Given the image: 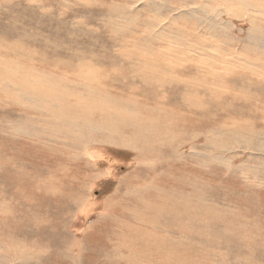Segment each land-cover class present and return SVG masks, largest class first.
<instances>
[{
    "label": "rangeland",
    "instance_id": "obj_1",
    "mask_svg": "<svg viewBox=\"0 0 264 264\" xmlns=\"http://www.w3.org/2000/svg\"><path fill=\"white\" fill-rule=\"evenodd\" d=\"M180 4L0 0V264H135L146 253L132 257L121 243L151 226L125 209L147 221L166 203L155 224L170 240L153 264H264L262 46L227 7L221 25L208 2L168 11ZM17 69L68 88L84 89L88 75L117 103L75 96L65 110L51 87L28 102ZM166 130L156 167L136 166L139 155L121 146ZM146 177L162 194L136 188Z\"/></svg>",
    "mask_w": 264,
    "mask_h": 264
},
{
    "label": "bare ground",
    "instance_id": "obj_2",
    "mask_svg": "<svg viewBox=\"0 0 264 264\" xmlns=\"http://www.w3.org/2000/svg\"><path fill=\"white\" fill-rule=\"evenodd\" d=\"M184 1H187V2L185 3ZM184 1L182 0L183 4H180L179 6H174V5L169 6L168 11L174 12V10H181L182 7H188V10H189V7H192V6H196V7L198 6L200 11H203V10L206 11V8H205L207 6L206 2H208L209 9L212 7L214 10L213 12H211V14L214 15L213 20L216 22V24L223 25V22L225 21L224 18H223V20H221L222 16H224V15H222L223 9H225L224 7H227L228 10L232 11V17L233 18H236L239 20L240 19H247L248 22L251 25H253L254 29H252V30L254 31V42H257L258 44H260L262 46L260 49L261 58H257L256 60H254V66H255L254 76L258 77L259 82H264L263 79L261 78V77H264V0H205V2H204V0H184ZM191 14H192V12H191ZM228 15L230 16V13ZM215 22H213V23H215ZM196 25H198V23L194 24V26H196ZM231 27H234V25L231 24L230 22H228L227 28H231ZM180 28L177 31L179 35L184 36L183 33H186V35L188 37H191V36L197 37L200 35L198 33H197L198 35H196L194 27L184 28V29H182V28L180 29ZM56 69H58V68H56ZM16 72H17L16 80L19 82H22V84L20 85L21 89L31 93V95L28 96L29 99L28 100L26 99L28 102H31V100L40 101V99H39L40 96L37 94V92H40L42 90H36L37 88L43 89L44 87H51L54 90H56L60 95V98H52V99L61 101L62 104H64V107L62 106V108L65 110L67 109L66 102L68 100H71L75 96H77L76 98H79L82 96H87V97L93 99L95 101V106L98 107L99 109H104L109 104L113 105V104L117 103L116 99H112L110 93L108 91H106L103 87L100 86L101 83L98 84V82L96 81L95 78L89 79L88 75H87L86 79L89 82L82 80L84 83H86L85 85H83V87H84V89H83L80 86H73L71 88H68L67 85H64V83L67 82V81H65V82L63 81L64 78L61 77L59 79V76H53V75L46 76L43 73H41L40 71L29 72V76L26 75L24 73V71L20 70V69H17ZM18 73H21L22 76L19 75ZM203 84H205V81H203ZM262 92H264V91L262 90ZM43 101L47 102L48 98H47V100H43ZM48 106H49L48 108L45 106V109L48 111V114H51L53 116L54 110L51 107V105H48ZM119 109L122 112L129 113V110L126 106H119ZM263 112H264V108H263ZM55 117H56V115H55ZM183 120H184L183 118H179L178 121H176L174 123H167V124L172 128L178 122L183 121ZM81 124H82V127L84 129L89 130L90 127H89L86 120H81ZM104 127L108 128L110 126L105 125ZM157 134L159 136H157ZM168 137H171V136H170L169 130H166V132H164V135H160L159 132H156L155 138L152 139L151 142L136 143L134 140L131 141L129 139H124L122 141L121 146L129 147V149H131L130 151H133L135 154L139 155V158H135V165L136 166L137 165L138 166L147 165L150 167H156L157 166L156 164H160V162H161V156L158 155V150L164 144L163 142H165V140L168 139ZM83 144L92 145L90 143H83ZM100 145H102V144H100ZM152 157H154L155 159ZM139 173H141V172L140 171L135 172L134 180L137 182L139 181V177H140ZM146 178H147V181L143 182L142 185H138L136 188L139 189V191H141V192H147L148 190H151L153 192L161 193L160 187L158 185H156V183L153 180L151 181V180H149L148 177H146ZM166 206H167V203L164 204V208L160 212L155 214L153 217L147 219V221H145V219L142 221L139 218V216L137 215L136 209H134L135 206L125 209L127 214L132 216V218H131L132 220L136 219L139 223H143V225H148V226L150 225L151 226L150 227L151 229H149V228L145 229L144 227L131 229V232H132V233H130L131 237L126 238V240H124V242L121 243L126 247L127 251L129 252V254L132 257L133 256H140V254L146 253V257H145V255L141 256L139 258V260H140L139 262H136L133 260L135 264L136 263L144 264L143 263L144 259L148 260L149 263L153 264V262L156 258L164 257V256L160 255V254H162L160 249L165 248L162 244V239L167 238V240H170V238L168 235L167 236H161L157 233V227H156L155 222L159 219V216L161 217V213H163V212L168 213L169 212L165 208ZM159 210H160V208H159ZM167 215H166V217H167ZM167 219H168V217L165 218V220H167ZM126 220H130V219H126ZM190 221H192L191 223H193V221H195V220L190 219ZM184 222H182L181 224H183ZM195 222H198V221H195ZM123 223L128 224V227L132 228V225L130 223H128L127 221H125V219H123ZM195 224H193V225H195ZM143 225H140V226H143ZM139 233H143V234L138 238L136 236ZM147 249L150 251H148ZM170 250H171L170 248H167V250L165 251V254H167ZM137 254H139V255H137Z\"/></svg>",
    "mask_w": 264,
    "mask_h": 264
}]
</instances>
